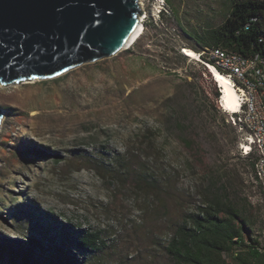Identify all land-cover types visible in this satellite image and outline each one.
Segmentation results:
<instances>
[{
    "label": "rangeland",
    "instance_id": "1",
    "mask_svg": "<svg viewBox=\"0 0 264 264\" xmlns=\"http://www.w3.org/2000/svg\"><path fill=\"white\" fill-rule=\"evenodd\" d=\"M173 1L179 22L158 14L167 0H143L151 26L133 53L0 83V107L8 111L0 128V264H22L31 237L51 248L82 229H103L108 247L68 251L76 264H172L164 247L171 228L199 205L219 165L232 169V194L264 219V195L238 152L236 128L223 120L217 82L200 76L192 60L194 84L161 61L184 47L201 51L196 36L222 22L230 0ZM174 61L172 68L180 64ZM113 153L160 179L154 195L135 191L131 176L112 183ZM257 232L264 237V227Z\"/></svg>",
    "mask_w": 264,
    "mask_h": 264
},
{
    "label": "trees",
    "instance_id": "2",
    "mask_svg": "<svg viewBox=\"0 0 264 264\" xmlns=\"http://www.w3.org/2000/svg\"><path fill=\"white\" fill-rule=\"evenodd\" d=\"M179 13V6L173 0H167V7L161 11L160 16L166 18L169 15V18L178 20ZM148 22L149 20L144 21L143 35L131 47L125 49L127 53L135 52V48L140 46L145 30L151 26ZM247 24L249 27H246ZM261 35H264V0H230L222 22L205 28L195 39L202 50L221 46L249 55L264 50V42L260 41ZM174 57L180 64L172 68L175 66L173 64L177 63ZM174 57L163 53L161 61L169 70H174V73H177L175 70L178 68H182V78L189 84H194L198 79V75L189 69L191 65L188 62L191 60L192 64L200 66V76H213L204 63L191 59L183 51H175ZM195 92L196 96H199V92ZM219 95V91L214 93V101H217ZM223 120L227 122L226 118ZM88 131V128L84 129V133ZM87 142L89 143V136ZM187 142L188 140L185 143ZM39 153L41 155V151ZM100 154H103L102 151ZM111 159L106 173L112 178L114 185H120V181L131 176L134 187L136 186L135 191L154 195L158 190L160 179L146 167L140 166L134 170L132 165L127 163V156L118 153H113ZM245 159L249 161V167L253 171L254 157L250 155ZM232 174L230 167H215L202 190L199 205L195 209L185 211L182 219L172 226L164 246L172 264H264V237L261 232H257L259 226L264 227V219L261 218L260 210L248 211L232 194ZM77 233L71 242L62 238L60 241H54L51 248L31 237L26 245L27 253L21 256V263L76 264L69 253L73 249L79 252H96L108 247L103 229H82ZM40 246L49 249H44L38 255Z\"/></svg>",
    "mask_w": 264,
    "mask_h": 264
},
{
    "label": "water",
    "instance_id": "3",
    "mask_svg": "<svg viewBox=\"0 0 264 264\" xmlns=\"http://www.w3.org/2000/svg\"><path fill=\"white\" fill-rule=\"evenodd\" d=\"M142 14L139 0H0V83L114 55L132 42ZM6 112L0 107V128Z\"/></svg>",
    "mask_w": 264,
    "mask_h": 264
},
{
    "label": "built area",
    "instance_id": "4",
    "mask_svg": "<svg viewBox=\"0 0 264 264\" xmlns=\"http://www.w3.org/2000/svg\"><path fill=\"white\" fill-rule=\"evenodd\" d=\"M164 6L165 4H162L158 11L159 15L165 9ZM142 19L143 22L147 19L146 12L142 14ZM246 27H249V24ZM260 41L264 42V35L260 36ZM196 52L197 57L184 53L191 59L204 63L212 74V68H215L227 75L238 92L237 110L233 111L225 107L221 100L222 94L219 107L226 113L227 120L238 132L237 149L240 156L254 157L252 176L264 195V50L245 55L221 46H214ZM216 82L222 93V87L218 81Z\"/></svg>",
    "mask_w": 264,
    "mask_h": 264
},
{
    "label": "bare ground",
    "instance_id": "5",
    "mask_svg": "<svg viewBox=\"0 0 264 264\" xmlns=\"http://www.w3.org/2000/svg\"><path fill=\"white\" fill-rule=\"evenodd\" d=\"M139 1L142 7L144 4L143 0H139ZM143 28H144V22H143L142 15H141L138 28L132 38V42L126 48L131 47L136 42V40H138V38H140L143 35V32H142ZM184 52L188 53L189 55L193 57H197V54H198L195 50L189 47H184ZM212 71H213V76L215 75L216 77L214 79L218 81L220 86L222 87V93H221L222 103L225 105L227 109H231V110L233 108L237 109L239 105V96H238V92L232 85L231 79L227 75L219 72L215 68H212Z\"/></svg>",
    "mask_w": 264,
    "mask_h": 264
},
{
    "label": "snow or ice",
    "instance_id": "6",
    "mask_svg": "<svg viewBox=\"0 0 264 264\" xmlns=\"http://www.w3.org/2000/svg\"><path fill=\"white\" fill-rule=\"evenodd\" d=\"M232 110L235 111V110H237V109L233 108Z\"/></svg>",
    "mask_w": 264,
    "mask_h": 264
}]
</instances>
